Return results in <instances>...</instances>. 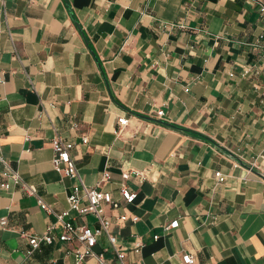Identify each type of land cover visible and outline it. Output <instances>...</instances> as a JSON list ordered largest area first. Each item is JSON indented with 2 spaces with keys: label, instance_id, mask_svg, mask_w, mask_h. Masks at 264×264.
<instances>
[{
  "label": "crops",
  "instance_id": "1",
  "mask_svg": "<svg viewBox=\"0 0 264 264\" xmlns=\"http://www.w3.org/2000/svg\"><path fill=\"white\" fill-rule=\"evenodd\" d=\"M261 28L252 0H0V153L55 211L79 182L54 169L55 136L73 143L88 186L110 171L102 187L114 198L122 169H146L127 182L134 203L107 209L134 264H182L185 253L191 264H264ZM1 218L3 264H74L77 244L58 241L26 259L20 232L42 235L53 218L21 186L0 188ZM107 247L101 236L94 250Z\"/></svg>",
  "mask_w": 264,
  "mask_h": 264
},
{
  "label": "built area",
  "instance_id": "2",
  "mask_svg": "<svg viewBox=\"0 0 264 264\" xmlns=\"http://www.w3.org/2000/svg\"><path fill=\"white\" fill-rule=\"evenodd\" d=\"M257 8V11L262 19V32L264 33V1L252 0ZM254 65L247 66L243 69L242 75H248L253 71ZM232 75V74H230ZM4 81L3 76L0 74V83ZM186 91L188 88L185 89ZM162 110L157 112V116L161 117ZM128 119L125 116L117 119V127L114 130L115 134H119L122 129L127 125ZM83 143L87 142V137H83ZM52 148L54 155L52 164L54 169L68 177H76L79 182L72 186L67 195V208L62 211H55L49 204L37 195L36 189L33 185L24 181L21 175L3 159L0 153V162L5 169L0 173L2 180L0 181V188L8 189L10 184L21 186L28 194L35 195L39 208L53 218L50 221L42 235H28L26 232H20V237H27L30 245L29 249L25 251L26 259L31 257L41 245H50L54 241L67 242L69 244H77L72 252L74 256V264H82L87 257H91L96 261V264H111L104 258L103 252L105 250L111 251L116 260V264H134L127 259L128 252L120 248L118 237L110 230L111 219L107 215V209L119 210L124 209L128 205L133 204L137 197V191L128 185V180L137 178L142 182L148 178V171L146 169L138 170L134 168L122 169L120 173V180L118 181V198H114L110 190L104 189L102 186L111 181V173L105 170L101 179L94 186H88L80 178L78 169L75 165L73 158L70 156V149L73 143L64 141L58 136H55L52 141ZM216 183H223L226 179L221 171L214 172ZM92 216L97 225L91 227L84 223H79L77 218L84 216ZM118 219L125 221L130 219L132 222H137V216L127 217L125 212H122ZM0 224L5 226L7 224L6 218L0 219ZM178 220L170 222L163 227L164 231L177 227ZM104 236L108 242V247L104 248L101 252L94 250L98 242V238ZM158 235H154L156 239ZM143 246L140 239L135 241L132 253L137 255ZM182 264L193 263V258L190 254L185 253L181 257ZM0 264H3L0 261Z\"/></svg>",
  "mask_w": 264,
  "mask_h": 264
}]
</instances>
